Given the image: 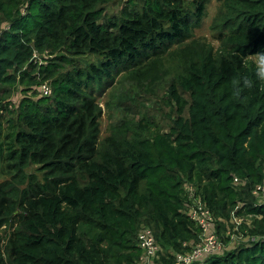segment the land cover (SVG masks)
<instances>
[{
    "label": "trees",
    "instance_id": "16d2710c",
    "mask_svg": "<svg viewBox=\"0 0 264 264\" xmlns=\"http://www.w3.org/2000/svg\"><path fill=\"white\" fill-rule=\"evenodd\" d=\"M218 1L214 48L193 36L208 0H143L105 22L114 0H0V162L12 173L0 181V229L8 231L0 264H135L143 224L168 264L164 246L185 253L198 240L183 213L186 182L217 233L235 203L262 216L248 232L264 233V210L251 207L249 192L264 182V92L257 84L230 99L234 76L255 79L264 0ZM86 56L97 63L81 64ZM168 73L176 107L168 132L124 119L99 138L104 84L120 75L150 87ZM43 83L50 94H41ZM233 247L204 264H264V244Z\"/></svg>",
    "mask_w": 264,
    "mask_h": 264
},
{
    "label": "rangeland",
    "instance_id": "374dc122",
    "mask_svg": "<svg viewBox=\"0 0 264 264\" xmlns=\"http://www.w3.org/2000/svg\"><path fill=\"white\" fill-rule=\"evenodd\" d=\"M142 1L143 0H114V2L106 6L102 19L105 22L110 18H114V16H118L123 8L133 11L140 9ZM219 5L220 2L218 0H208L201 25L193 31L195 39L205 41L214 48L218 47V41L214 39V32L211 29V25L213 21L212 18L216 14ZM20 11L21 13L25 12L24 8H21ZM58 54L67 56L64 52ZM48 58L50 59V56ZM36 60L43 64V66L47 62L43 57H37ZM88 61L90 63H97V58L95 56H86L81 59L80 63L84 64ZM166 66L168 65L166 64ZM171 78V74L168 73L160 79L159 82L150 87H136L123 81L120 75H117L112 82L104 84L103 92L96 95L97 102L102 109L98 121L100 131L99 138L103 139L106 137L109 134V127L124 119L135 121L142 119L143 122H149L152 131L168 132L172 119L176 116V107L167 92ZM29 95L35 100L39 97L40 92L36 90L35 93L30 92ZM20 96V91L14 90L6 100L8 104L7 111L14 113L12 116H15L14 110L16 109ZM0 122L3 123L1 120ZM36 168L37 166L30 165L26 171L28 173L33 172L36 176H40ZM10 175H12L10 163L5 160L1 161L0 181L9 180L11 178ZM7 235L8 231L6 229H0V238L2 241ZM2 241H0V245L3 243ZM232 248L234 247L229 245V249Z\"/></svg>",
    "mask_w": 264,
    "mask_h": 264
},
{
    "label": "built area",
    "instance_id": "2783aa9c",
    "mask_svg": "<svg viewBox=\"0 0 264 264\" xmlns=\"http://www.w3.org/2000/svg\"><path fill=\"white\" fill-rule=\"evenodd\" d=\"M51 88L47 83L40 86L42 95L50 94ZM185 194L183 213L188 216L194 226L198 228V240L194 242L185 253H175L172 249L161 254L164 259L170 256L173 261L168 264H204L206 258L212 255H220L228 250L229 245L250 247L253 244H264V233H249L253 219H261L256 212H246L245 205L235 203L228 211V224L219 233L216 232V219L212 211L207 207L198 193V189L186 182L183 184ZM253 198L252 208L264 210V182L250 188ZM136 245L139 255L135 264H162L158 256L160 245L153 237L152 229L147 225H141L136 234ZM183 246L188 243H183ZM167 252V253H166Z\"/></svg>",
    "mask_w": 264,
    "mask_h": 264
},
{
    "label": "clouds",
    "instance_id": "9594fccd",
    "mask_svg": "<svg viewBox=\"0 0 264 264\" xmlns=\"http://www.w3.org/2000/svg\"><path fill=\"white\" fill-rule=\"evenodd\" d=\"M252 62L255 65L254 77L250 78L248 75L243 74L234 76L231 79V95L230 99L241 100L242 93L245 90L251 91L254 87L259 86V90L264 92V51L252 54Z\"/></svg>",
    "mask_w": 264,
    "mask_h": 264
}]
</instances>
